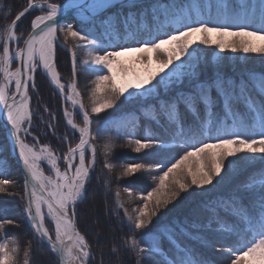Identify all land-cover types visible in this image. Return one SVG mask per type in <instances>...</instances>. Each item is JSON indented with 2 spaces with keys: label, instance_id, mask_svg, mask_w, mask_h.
Wrapping results in <instances>:
<instances>
[{
  "label": "snow or ice",
  "instance_id": "6c2138e0",
  "mask_svg": "<svg viewBox=\"0 0 264 264\" xmlns=\"http://www.w3.org/2000/svg\"><path fill=\"white\" fill-rule=\"evenodd\" d=\"M34 11L40 14L31 19V30L18 34L19 22ZM70 13L77 26L61 24ZM201 45H215L219 53H243L245 61L247 54H259L264 61V0L258 5L245 0H190L147 7L138 0H27L0 29V117L7 132V145H0V150L8 147L18 154L24 216L33 238L40 246L47 245L58 264H92L95 258L88 239L77 227L76 209L86 197L97 161L93 114L112 109L121 97V103L140 104L135 120L123 126L129 145L156 162L124 165L115 180L144 171L159 173L151 177L155 186L146 193L123 188L130 200L138 195L142 201L131 212L120 199L121 190L115 191L112 211L121 228L126 226L133 233L122 239L135 255V264H214L184 239H195L222 254L228 264H264V65L260 71L243 68L228 75L224 71L227 57L215 56L212 63L203 55ZM58 47H65L71 55L72 79L67 83L57 71ZM77 48L87 50L81 63L96 73L90 95L103 94L102 100L93 101L90 111L77 87ZM133 51L141 54L137 62L143 66V74L119 59ZM152 53L167 56L158 61L160 67L155 71L150 67ZM209 65L211 75L205 77ZM38 70L45 73L66 105V124L79 133L78 143H69L62 155L49 144H40L32 132L36 113L30 91L36 90ZM118 75L132 79L119 84ZM44 111L48 112L46 106ZM77 114L82 125L75 122ZM49 115L55 120L54 114ZM47 126L55 135L54 125L49 122ZM62 139L67 141V134ZM110 152V146L105 145L104 167L109 173L115 167L108 161ZM253 163H259V169L233 193L216 204L204 205L209 212L207 232L203 227L191 231L186 221L149 228L153 217L166 215L162 209H175L173 202H179L181 193L190 189L191 194L196 190L204 193L207 186L215 188L224 181L221 173L226 168L236 166L239 171ZM44 165L51 174H46ZM4 175L7 171L0 161V176ZM111 179L104 181L106 187ZM14 183L0 179V193L14 194L8 193ZM169 204L173 207L168 208ZM197 211L193 209V214ZM6 225L19 227L16 220L8 218L7 209L0 208V264H17L20 247L17 237L6 233ZM210 233L220 237L215 243L227 242L228 246L215 247ZM31 243L29 240L23 249V264H30Z\"/></svg>",
  "mask_w": 264,
  "mask_h": 264
},
{
  "label": "trees",
  "instance_id": "16d2710c",
  "mask_svg": "<svg viewBox=\"0 0 264 264\" xmlns=\"http://www.w3.org/2000/svg\"><path fill=\"white\" fill-rule=\"evenodd\" d=\"M54 3H63V0H50ZM181 2H190V0H153L142 1L139 4L147 7L153 3L159 4H180ZM201 2V0H200ZM246 3L251 5H258L259 0H245ZM27 5V0H0V29H3L5 25L10 23L15 14L22 10ZM150 10V9H149ZM110 11H117V9H110ZM126 11V10H125ZM34 16V15H33ZM32 13L27 14L18 24L17 31L20 33L25 29V35L31 30L30 21L33 18ZM74 26H77L76 21H71ZM65 23V22H64ZM63 24V23H61ZM63 41V37L61 36ZM73 41L69 40V44ZM201 48L205 49L203 55L209 60L218 55H224L227 57L225 60L224 71L228 75H233L239 72L243 68H250L260 71L264 61L260 58L259 54H247L248 59L245 61V54L243 53H219L215 45H201ZM77 87L81 93L84 104L90 108L93 101L103 99V94H97L96 97L90 95L91 89L94 84L91 83L95 80L96 73H92L86 70V67L81 61L86 57L87 50L85 48H77ZM57 70L62 77L64 83L70 81L71 77V55L63 47L57 49ZM239 57V60L237 59ZM212 63H215L212 60ZM211 75V65H209L204 73V76ZM118 83V81H117ZM123 97L117 101L116 105L112 109H106L99 114H93V144L97 149V161L95 165V171L92 175L91 181L88 185V191L86 197L82 203L77 205V217L76 224L82 234L88 239L90 245L93 248L95 258L92 264H135L136 257L131 251L124 246V240L128 236L133 235L130 230L124 226L121 228L118 219L114 216L112 209L116 206L115 191L117 188L121 190L120 199L124 202L125 207L129 212L134 207L141 204L138 195L136 198L129 199L127 193L123 192L124 187H132L133 192L138 194L141 191L145 193L151 190V187L155 186L152 181V176H158V172L148 173L144 171L137 173L134 176L123 177L119 181L115 180L116 175L121 171L122 166L133 163H155L156 160L151 155H146L142 150L141 153H136L128 143V137L124 134V125H130L135 120L140 104L138 102L133 103H121ZM45 106L48 112H45ZM66 105L61 100L59 93L50 86L46 78L42 75L37 79V92L34 94L32 101V109L36 113L34 116L33 135L39 137L40 144H49L60 155L67 151L69 143L75 145L79 141V133L74 132L65 121L63 116V109ZM49 112L55 115V120L49 115ZM79 117V118H78ZM81 119L77 114L76 120ZM188 121H191L192 117L187 116ZM78 121V120H77ZM51 122L54 125L55 135L53 130L48 128V123ZM81 123V120H79ZM141 124L144 121L141 120ZM117 128L120 131H117ZM97 129H99L97 131ZM139 132L140 129H137ZM67 134V141L62 137ZM139 138V135L136 137ZM33 143L32 137L29 138ZM0 145H7V139L3 134V130L0 125ZM105 145H109L111 152L108 156V161L115 165L111 173L104 167V152ZM182 154V153H181ZM175 155V153H173ZM240 155V154H239ZM178 158V156H177ZM0 161L4 162L7 175L0 176V179H9L15 181L13 185L8 188V193H0V208L7 209V216L10 219H14L19 223V227L6 225V233L10 236L17 237L20 247V255L17 264H23V249L28 245V241L31 240V257L30 264H58L54 254L51 253L47 245L40 246L33 238L32 230L29 227L26 217L23 213L24 199L23 197V176L21 168L15 163L9 148L5 147L0 150ZM227 164V161H226ZM259 163H253L251 166L245 165L241 170L236 171V166L226 168L222 171L221 175L224 176V181L213 188L211 185L207 186V191L201 193L200 190H196L195 194L181 193V197L178 198V203L172 212H168L167 209H162V213L166 215H158L153 217V222L149 225L150 229L159 228L162 225H171L177 222H187L191 225V231H195L196 228L203 227L207 232V217L209 212L204 209L205 204H216L220 199L229 196L233 193L237 187L247 179L255 170L259 169ZM111 176V182L108 187L105 186L104 181ZM215 184V180L213 182ZM173 205L169 204L168 208H172ZM193 209H197V213L193 214ZM123 212L121 211V216ZM220 215L225 216V212L221 211ZM187 218V220H186ZM231 219V217H228ZM217 226L212 225L215 229ZM139 238V233L135 234ZM210 238L214 243L220 239L215 233H210ZM184 243L194 248L198 253L214 261V264H228L222 254L215 252L211 248L203 247L195 239H184ZM227 242L215 243L217 248H226ZM164 247L167 249L169 246L165 242ZM116 248L118 251H113ZM147 261V254H144Z\"/></svg>",
  "mask_w": 264,
  "mask_h": 264
},
{
  "label": "rangeland",
  "instance_id": "374dc122",
  "mask_svg": "<svg viewBox=\"0 0 264 264\" xmlns=\"http://www.w3.org/2000/svg\"><path fill=\"white\" fill-rule=\"evenodd\" d=\"M144 1H153V0H144ZM138 2H141V0H138ZM204 2H206V0H201V3H204ZM32 13V16L34 15H38V14H40L38 11H34V12H31ZM30 13V14H31ZM33 16V17H34ZM67 22V21H66ZM69 22V21H68ZM30 24H31V21H30ZM24 34H25V29L22 31ZM17 33L19 34V32L17 31ZM61 44H63V41L61 40ZM22 46V45H21ZM13 47H15V45H13ZM165 47H170V46H168V45H166ZM64 49H66L65 47H63ZM141 54L139 53V52H135V51H133V52H125V53H123L122 55H121V57L119 58L120 59V61H122L124 64H126V65H130V66H133V68L136 70V71H138V72H140L141 74H143V71H144V69H143V66L141 65V64H139L138 62H137V57L138 56H140ZM152 55V57H153V59H152V63H151V70H153V71H155V70H157L159 67H160V65H159V63H158V61H161V60H166L167 59V56L165 55V54H162V53H152L151 54ZM13 68H15V65H13ZM58 71V70H57ZM165 71H167V69H165ZM39 75H42V76H44L45 78H46V80H47V82L50 84V86L51 87H53L54 89H55V87L52 85V83L50 82V80L48 79V77L45 75V73L42 71V70H38L37 72H36V74H35V77H36V90L35 91H30V96H31V105H32V101H33V97H34V94H36V92H37V79H38V76ZM129 79H132V77L131 76H128V77H123V76H117V81H118V83L119 84H123V83H125L127 80H129ZM63 82V81H62ZM67 83V82H66ZM56 90V89H55ZM57 91V90H56ZM58 92V91H57ZM69 107V110H71V107H70V105L68 106ZM34 111V110H33ZM81 117V116H80ZM79 118V117H78ZM78 120V121H77ZM76 120V115H75V122L77 123V124H79V125H82V117H81V119H77ZM79 120H81V123H79ZM33 124H34V118H33ZM0 125H1V123H0ZM1 128H2V130H3V134L5 135V138L7 139V132H6V130L2 127V125H1ZM30 137H32V136H29L28 137V140H27V142L28 143H32L31 142V140L29 139ZM53 149V148H52ZM54 150V149H53ZM9 151H10V154L12 155L13 153H12V150L9 148ZM55 151V150H54ZM57 154H59L58 152H57ZM60 155V154H59ZM240 155H243V154H240ZM12 157H13V155H12ZM13 159H14V157H13ZM14 161H15V163L16 164H18L17 162H16V160L14 159ZM19 166V165H18ZM20 167V166H19ZM60 167H61V169H63V167H64V164H63V162H61V164H60ZM44 168H45V172H46V174H51L50 172H48V169H47V165H44ZM21 173H22V169H21ZM23 176V175H22ZM46 226L47 227H49V229H53V227H52V225L50 224V222H46Z\"/></svg>",
  "mask_w": 264,
  "mask_h": 264
},
{
  "label": "water",
  "instance_id": "95a60500",
  "mask_svg": "<svg viewBox=\"0 0 264 264\" xmlns=\"http://www.w3.org/2000/svg\"><path fill=\"white\" fill-rule=\"evenodd\" d=\"M144 1V0H142ZM27 15V14H26ZM74 17L73 15L70 13L67 17H65L63 20H61V22H66V21H73ZM2 121H3V117H0V123L2 125ZM3 127V126H2ZM12 155L14 157V159L16 160V162L18 163V165L20 166V168L22 169V165L21 162L18 160V154L12 151Z\"/></svg>",
  "mask_w": 264,
  "mask_h": 264
},
{
  "label": "bare ground",
  "instance_id": "6f19581e",
  "mask_svg": "<svg viewBox=\"0 0 264 264\" xmlns=\"http://www.w3.org/2000/svg\"><path fill=\"white\" fill-rule=\"evenodd\" d=\"M13 67V66H12ZM51 224V223H50ZM47 225V224H46ZM52 225V224H51ZM53 229H54V226L52 225Z\"/></svg>",
  "mask_w": 264,
  "mask_h": 264
}]
</instances>
